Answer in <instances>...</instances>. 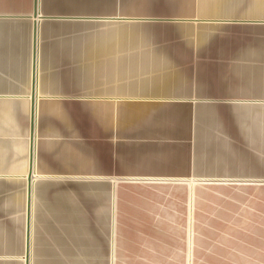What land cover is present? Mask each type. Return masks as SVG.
<instances>
[{
    "label": "crops",
    "instance_id": "1",
    "mask_svg": "<svg viewBox=\"0 0 264 264\" xmlns=\"http://www.w3.org/2000/svg\"><path fill=\"white\" fill-rule=\"evenodd\" d=\"M33 8L0 15V242L102 264L126 185L222 178L256 199L223 253L263 264L264 0H39L36 36Z\"/></svg>",
    "mask_w": 264,
    "mask_h": 264
},
{
    "label": "rangeland",
    "instance_id": "2",
    "mask_svg": "<svg viewBox=\"0 0 264 264\" xmlns=\"http://www.w3.org/2000/svg\"><path fill=\"white\" fill-rule=\"evenodd\" d=\"M31 7L33 0H0V15L28 13ZM245 117L249 130L253 114ZM230 124L234 131V121ZM249 141L246 146L244 140H238L247 156L254 148ZM232 148L238 149L237 145ZM190 179L150 178L126 185L116 209V224L124 226V231L118 236L113 232V257L102 259V264H262V259L240 258L234 252L224 255L222 249L223 238L238 241L250 236V232L240 233V208L244 216L246 204L249 214L255 195L239 189L238 184L221 183L227 179ZM193 181L198 183L190 190ZM261 200L264 202V195H257V201ZM16 248L15 242H0V264H26L25 254L16 257L20 254ZM87 264L97 263L88 259Z\"/></svg>",
    "mask_w": 264,
    "mask_h": 264
},
{
    "label": "water",
    "instance_id": "3",
    "mask_svg": "<svg viewBox=\"0 0 264 264\" xmlns=\"http://www.w3.org/2000/svg\"><path fill=\"white\" fill-rule=\"evenodd\" d=\"M38 1L39 0H34V10H33V14L35 17H39V19H41V15H40V12H39V8H38ZM37 26H38V21L34 20V31H35V35H37ZM32 132L34 131V121H35V111H34V106H35V102H36V95H35V92L32 93ZM31 175L29 177V180H31ZM30 231V227L28 229ZM29 235V234H28ZM29 243V242H28ZM29 251L27 252L26 254V264H29L28 262V259H29Z\"/></svg>",
    "mask_w": 264,
    "mask_h": 264
},
{
    "label": "bare ground",
    "instance_id": "4",
    "mask_svg": "<svg viewBox=\"0 0 264 264\" xmlns=\"http://www.w3.org/2000/svg\"><path fill=\"white\" fill-rule=\"evenodd\" d=\"M33 18H34V20H36V21H38V24H39V20H37L39 17H35L34 16V14L33 15H31ZM37 33H38V26H37ZM36 36V35H35ZM36 47V46H35ZM35 54V53H34ZM36 60V59H35ZM34 63V62H33ZM36 63V62H35ZM34 68H36V67H34ZM35 71V70H34ZM32 99V98H31ZM32 133V132H31ZM32 155V154H31ZM29 177V176H28ZM35 180V179H34ZM33 180V181H34ZM31 258H29L28 259V262H29V264L31 263V260H30Z\"/></svg>",
    "mask_w": 264,
    "mask_h": 264
}]
</instances>
